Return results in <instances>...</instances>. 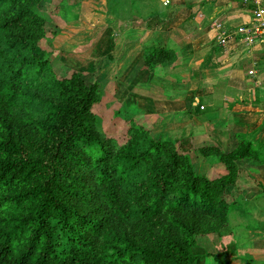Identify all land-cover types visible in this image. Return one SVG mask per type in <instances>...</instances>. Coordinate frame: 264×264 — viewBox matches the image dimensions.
Instances as JSON below:
<instances>
[{
  "label": "trees",
  "instance_id": "1",
  "mask_svg": "<svg viewBox=\"0 0 264 264\" xmlns=\"http://www.w3.org/2000/svg\"><path fill=\"white\" fill-rule=\"evenodd\" d=\"M42 2L0 0V264H197L196 236L228 223L233 175L199 174L137 122L125 145L100 130L99 84L35 51ZM153 52L148 66L169 60ZM216 154L230 168L257 156L247 141Z\"/></svg>",
  "mask_w": 264,
  "mask_h": 264
},
{
  "label": "crops",
  "instance_id": "2",
  "mask_svg": "<svg viewBox=\"0 0 264 264\" xmlns=\"http://www.w3.org/2000/svg\"><path fill=\"white\" fill-rule=\"evenodd\" d=\"M255 1H250L254 9ZM260 1L264 5V0ZM90 2L99 6L102 2L109 9L106 17L116 37L111 33L112 46L102 58L104 63L119 69L120 62H126L130 71L126 85L142 87L144 102L134 93L135 99L132 103L127 99L126 105L132 108L137 104L136 117L141 119L142 115L150 125L134 120L156 132L153 116L186 115L191 126L181 131L176 123L169 125L162 119L160 136L177 145L185 142L183 152L191 156L199 174L213 180L232 174V183L240 182L235 188H243L240 193L247 205L239 209L231 205L227 225L212 235L221 244L217 249L220 262L199 251L194 252L199 256L197 264H264V190H259L264 186V43L251 46L237 38L220 51L213 39H208L217 37V32L210 30L216 21L239 26L250 21L253 12L242 3L240 6L239 0H87L82 4ZM78 48L69 53L73 57L70 67L86 72L91 60L76 59ZM155 50L168 52L169 60L150 67L146 60ZM94 55L97 63L100 55ZM62 57L56 58L55 66L61 64ZM106 76L101 75L100 83H106ZM243 141L250 143L257 156L237 160L230 168L216 151L230 154ZM203 148L210 151L208 156L202 154ZM199 157L207 164V171L197 168ZM249 166L252 169H247ZM257 214L261 216L256 218ZM235 229L239 233L234 236ZM230 253L238 259H228Z\"/></svg>",
  "mask_w": 264,
  "mask_h": 264
},
{
  "label": "rangeland",
  "instance_id": "3",
  "mask_svg": "<svg viewBox=\"0 0 264 264\" xmlns=\"http://www.w3.org/2000/svg\"><path fill=\"white\" fill-rule=\"evenodd\" d=\"M73 1L75 0H72V2L71 0H43V2L35 8V11H37L39 15L45 20L44 30L46 32L45 38L41 40L40 44L35 47V51H37V53H39V55L45 60H51L54 71L58 75V77H68L73 71L80 72V70L78 69H71L70 61L73 57L69 55L71 51H73L76 47H79L77 50H80V53H76L77 57L75 58L78 59V57H81L82 60L85 59V61L87 60V62L91 60L89 68L86 69L87 71H82L83 74L85 75L88 83H98L100 86V90L102 91V93H104L101 101L98 102L93 108L94 114H96L99 118V128L109 137L117 139L120 145H125L129 139V130L131 129V124L133 122H137L136 120H134L135 118L137 120L139 119L135 115L137 104H134L132 108H128L126 105V100L128 99L130 101L132 99H135L133 95H135L134 93H136L137 95L139 94V100L144 102L143 95L140 94L142 87L141 85H126L130 77H128L130 71L127 68L126 62H120L119 69L121 70L119 71V69H116L115 67L112 69L113 65L105 64L104 60L102 59L103 57H105L104 55L108 53V50L112 46V39H110L113 34L111 31L112 26L108 21L110 18L106 17L110 15L107 14V12H110L109 9H107L105 5L103 6L102 2V5L100 4L99 6V3L96 2H90L89 5H87L86 3L82 4L83 1L86 2L87 0H77L74 3ZM246 1H249V3L247 4ZM246 1L239 0L240 6L242 3L243 8L249 7L253 12L254 8L251 4L252 2H250L252 0ZM101 10L103 13L100 12ZM187 12L188 15L190 12L189 10ZM217 22L220 21H216L215 23H213L210 26V30H214V25ZM113 36L114 38H116L115 33L113 34ZM208 39H210V42L211 39H213L215 47L218 49L220 48V51L221 49L224 50L226 46H229L231 42L234 43L236 41L233 40L226 46H223V43L218 41V36H212ZM4 43L6 42H0V48H7V44ZM96 46H98V48H96ZM125 46V48H127L128 44ZM120 47H123V45L120 44ZM120 51L122 52V50ZM94 52L96 56L97 54L100 55L97 63H95L96 58ZM66 54L68 56H66ZM60 56H63L62 61L60 60L61 64L58 63L55 66L54 63L58 60L56 58H59ZM103 68H105V71H102ZM118 71L120 78L117 75ZM102 74L107 75L105 78L106 83H100V81H102ZM156 89L158 88L154 87V90ZM130 103L132 102L130 101ZM125 109H128L129 111L127 112L125 111ZM123 110L126 112V115H124L125 113ZM16 112H19L18 115L20 114L22 116H25V119L29 120L30 111L28 109L18 108L16 109ZM168 114L169 113L163 114L162 116H167ZM153 117L154 118L151 119V121H153V126L155 128V131H157L154 132V129H152L153 131H150L154 132L153 137L155 139H159L162 137L160 136L163 133L160 125L161 127L164 126L161 124L162 119L167 120V123H169V125L176 123L178 125L179 131H181L185 126L191 124V120L186 115H179L176 117L171 116L166 119H164L165 117H160L158 115ZM141 119H139L141 123H149L150 125V122H146L144 120L145 117H143L142 115ZM141 123L139 124L142 125ZM145 128L147 127L145 126ZM186 145L187 144L185 142H180L178 144V150L183 152L182 147ZM197 155L198 153L195 151L193 158L196 159ZM202 160L203 159L200 157L197 159V168H199V170L204 169L205 171H207V164H203ZM247 169L252 168L251 166H249L247 167ZM209 174H211V172H209ZM238 184H240V182H238L237 180V184L230 183L227 187V195L228 198L232 201L233 209H239V207H242L243 204L247 205L245 203V199L242 198L243 196L240 193V191H243V188L241 186H239L240 188H235V185L238 186ZM259 190L263 191L264 186H261ZM260 216V214H257L256 218ZM262 218L264 219V216H262ZM238 233L239 230H233L234 236ZM213 234L214 233H212L211 235H197L195 238L196 246L194 247V252L203 251L202 253L210 256L212 260L215 258V262H218L219 260H217V249L221 246V244L220 242H215L216 240L212 238ZM214 237H216V239L219 241L216 235ZM232 256L233 255L230 253L228 255V259ZM233 259H238V256H234Z\"/></svg>",
  "mask_w": 264,
  "mask_h": 264
},
{
  "label": "built area",
  "instance_id": "4",
  "mask_svg": "<svg viewBox=\"0 0 264 264\" xmlns=\"http://www.w3.org/2000/svg\"><path fill=\"white\" fill-rule=\"evenodd\" d=\"M253 4L255 9L250 21L235 27L227 26L221 21L214 25V30L218 33V41L222 42L223 46L237 38H241L251 46L264 43V5L260 0H256ZM254 73L255 71H251V74Z\"/></svg>",
  "mask_w": 264,
  "mask_h": 264
}]
</instances>
